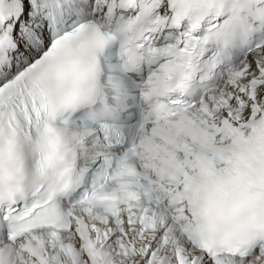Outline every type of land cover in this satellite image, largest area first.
<instances>
[{"label": "snow or ice", "instance_id": "6c2138e0", "mask_svg": "<svg viewBox=\"0 0 264 264\" xmlns=\"http://www.w3.org/2000/svg\"><path fill=\"white\" fill-rule=\"evenodd\" d=\"M0 264H264V0H0Z\"/></svg>", "mask_w": 264, "mask_h": 264}]
</instances>
